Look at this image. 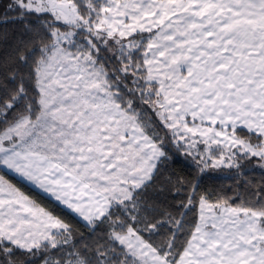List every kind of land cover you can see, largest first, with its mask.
Instances as JSON below:
<instances>
[{
  "label": "snow or ice",
  "instance_id": "snow-or-ice-1",
  "mask_svg": "<svg viewBox=\"0 0 264 264\" xmlns=\"http://www.w3.org/2000/svg\"><path fill=\"white\" fill-rule=\"evenodd\" d=\"M0 264H264V0H0Z\"/></svg>",
  "mask_w": 264,
  "mask_h": 264
},
{
  "label": "trees",
  "instance_id": "trees-1",
  "mask_svg": "<svg viewBox=\"0 0 264 264\" xmlns=\"http://www.w3.org/2000/svg\"><path fill=\"white\" fill-rule=\"evenodd\" d=\"M249 178L259 179L260 174L257 172L251 174L249 177H242L241 179H249ZM236 182L237 181L233 178V176L229 174L227 171H219L208 175L205 178L204 184L205 187H207L210 190H217V191L224 190L227 191L229 195H232V191L229 190L235 188Z\"/></svg>",
  "mask_w": 264,
  "mask_h": 264
}]
</instances>
